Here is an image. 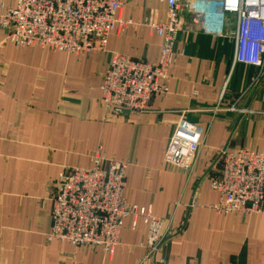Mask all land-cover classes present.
Here are the masks:
<instances>
[{
	"label": "crops",
	"instance_id": "obj_1",
	"mask_svg": "<svg viewBox=\"0 0 264 264\" xmlns=\"http://www.w3.org/2000/svg\"><path fill=\"white\" fill-rule=\"evenodd\" d=\"M167 9L166 0H125L119 16L132 24L79 56L17 47L0 27V264H264V204L249 216L213 208L221 151L264 154V77L253 85L258 69L234 64L233 18L222 28L211 6H200L203 22L194 8L182 10L169 94L140 114L112 116L101 105L111 53L159 61L162 40L142 22L165 20ZM182 120L204 130L190 171L164 162ZM99 146L129 164L126 202L171 220L156 256L143 246L146 226L132 218L112 256L47 241L55 183L65 170L90 168Z\"/></svg>",
	"mask_w": 264,
	"mask_h": 264
},
{
	"label": "built area",
	"instance_id": "obj_2",
	"mask_svg": "<svg viewBox=\"0 0 264 264\" xmlns=\"http://www.w3.org/2000/svg\"><path fill=\"white\" fill-rule=\"evenodd\" d=\"M151 2L152 0H146ZM165 20L154 16L142 24L162 40L155 64L111 53L100 85V102L109 115L146 112L155 96L169 94L170 70L176 62L180 14L207 5L229 28L234 41V64L258 69L253 85L264 77V0H166ZM125 0H16L14 7L0 0V27L7 41L20 47H38L52 52L87 55L104 49L109 36L123 32L132 23L119 16ZM201 16V17H200ZM227 25V26H225ZM225 31L223 30V34ZM236 111L235 107L230 108ZM241 112V111H240ZM243 112V111H242ZM241 112V113H242ZM204 130L180 121L165 153L164 162L190 171L196 161ZM87 169H68L55 183L51 231L47 241H67L76 248L99 249L112 256L120 245L127 218L147 228L143 246L156 256L169 239L171 220L153 215L150 207L129 205L124 197L129 164L107 158L99 146ZM221 165L211 188L218 195L213 208L221 214L253 215L263 211L264 154L248 149H223ZM163 263V261H160Z\"/></svg>",
	"mask_w": 264,
	"mask_h": 264
},
{
	"label": "rangeland",
	"instance_id": "obj_3",
	"mask_svg": "<svg viewBox=\"0 0 264 264\" xmlns=\"http://www.w3.org/2000/svg\"><path fill=\"white\" fill-rule=\"evenodd\" d=\"M52 52V51H51ZM154 215V214H153Z\"/></svg>",
	"mask_w": 264,
	"mask_h": 264
}]
</instances>
